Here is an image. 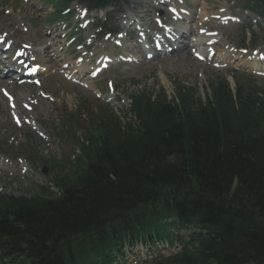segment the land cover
<instances>
[{
    "label": "trees",
    "instance_id": "1",
    "mask_svg": "<svg viewBox=\"0 0 264 264\" xmlns=\"http://www.w3.org/2000/svg\"><path fill=\"white\" fill-rule=\"evenodd\" d=\"M184 89L134 98L137 126L87 111L90 149L56 181L59 196H0V251L19 264H78L74 237L104 255L110 237H151L174 215L202 231L152 264H264V90L237 84L233 95L213 80L203 101Z\"/></svg>",
    "mask_w": 264,
    "mask_h": 264
},
{
    "label": "rangeland",
    "instance_id": "2",
    "mask_svg": "<svg viewBox=\"0 0 264 264\" xmlns=\"http://www.w3.org/2000/svg\"><path fill=\"white\" fill-rule=\"evenodd\" d=\"M192 2H196L194 3L193 8L191 7V11H194L196 14H198L197 11L202 8L201 3L205 2L206 6L210 8V11L207 12L209 14L216 13L217 9L219 11L222 10V4H225L227 6V10L222 14L232 13L236 16L238 21H242V24L229 23L226 27L221 28L220 36L224 38L227 44L237 45L238 39L242 36V25L246 19H249L252 23L254 22V16L252 13L241 10L242 0L236 2H233V0H192ZM41 5H43V3L39 0H0V22H16L19 24L18 14H25L23 16V22L28 25L26 18H34L35 16L37 17L38 14L43 13L45 8H42ZM148 8L150 7H148L146 1L128 0V3L121 6L119 9L116 7L112 9V11H109V19L107 15L108 27L116 29V31H121L124 27H122V24L124 23V15L129 14L132 20H135L134 24L137 26L138 24L144 25L143 29L145 28L146 31L150 30V26L155 28L152 19L149 20L145 16L144 12L148 10ZM29 9L35 11V16L33 14L31 16L28 13ZM152 9L153 12L151 13L154 17L156 8L152 7ZM9 10L11 13L7 14ZM88 14L89 16H87V18H90L93 15L92 12ZM139 14H142V16ZM160 16L164 19V15ZM36 20L37 23L34 24V30L36 31V35L38 37L40 34L45 32L47 33L48 30L53 29L54 25L50 27H43L40 22V17H37ZM93 21L95 22V20ZM193 22L196 24L197 19ZM9 24L10 23H3L1 26L3 27ZM99 24H102V22H99ZM11 26L14 29L17 28L15 24H11ZM93 26L90 25L89 29L81 34L84 36V42L88 39L93 40L96 42H94L95 47L97 44H105L106 50L110 52L108 41L102 42V39L100 38L96 41L93 37V33H89L93 32ZM213 26L215 27V31L220 32L219 27L217 28L215 25ZM254 28L257 36L259 37V40L257 41V44H259L257 51H261L264 48V32H261L257 25L254 26ZM21 33L24 34V32ZM135 36L136 35L134 34V40ZM16 40L28 42L29 38L28 36L22 35ZM218 43H220V46L223 49L222 41L215 42V46L211 45V47L216 49V45ZM129 44L132 45V41H130ZM64 45L65 43L59 42L56 47L58 49L56 50H59L62 46L65 48ZM93 46L94 45L92 44L88 50V57H90V54L93 53ZM222 49L220 48V51H217V54L213 58L214 62L209 64H203L202 62L189 57L187 63H176L168 60L165 61L166 58H160L155 61H144L139 64L119 65L104 72L101 75L102 77L92 81L90 88H84V85H75L71 82L65 81L59 74H57V68H59V66L52 65L53 69L49 70L48 73H45L42 76L40 89H30L29 91L21 92L20 94L17 93L16 100L19 108L16 107L15 104H11V109L9 110L11 112L7 115V120L11 123L13 131H11L8 127L3 128L0 126V142L3 143L5 149H7L15 157L14 161L17 164L22 162L21 155L18 154L19 151L26 147L31 150L34 149V151L37 152V157L50 158L57 155H63L67 152V147L58 140L56 132L59 130L61 132L65 130L63 129V125H66V118L63 120L60 119L59 113H63L62 116H65L67 112L76 111V107H78L77 103L80 102V100H84L87 106L90 105L93 108L101 106L102 101L108 102L113 107L114 111L117 112L118 110L128 108L130 100L129 95L132 93L140 91L154 92L159 91L160 88H164L170 96V94H172L174 80H180L185 86L193 88L197 94L203 95L206 91L208 81L212 78L226 76L231 85H233V78L229 75V69H227L229 67L236 68L240 70V72L247 71L255 75L254 82H256L259 87L264 88V76H258L252 72L253 69L245 70V68L240 65L245 57L240 59V57H235L233 53L230 60L227 59L225 63L221 62L220 59L223 53ZM249 51L250 50H248V54ZM129 52L130 49L128 48L119 51V53L122 54ZM133 54L136 55V52H133ZM93 55V58H95L97 55L96 50ZM55 57H57L56 60L58 61L61 58H65L66 55L64 53L57 55L56 51ZM170 59L172 58L170 57ZM107 80H111L113 82L116 89L114 93L108 91L104 86ZM130 82H134V84H131ZM95 87L99 88V93L101 95L94 90ZM37 91L45 96H49V98L53 101L40 100L38 105H36V97L32 94H36ZM27 94L28 97L24 96ZM111 98L113 99L110 100ZM106 107L107 106H102L103 109ZM22 108L27 110L33 109L31 113H33L34 116H32L31 120L33 123L36 124L37 122L39 124L38 130L41 134L34 133L32 129L26 125V122H24V116L27 115L26 111ZM78 114L81 115V113ZM13 116H18V121L20 124H23V127L18 128V124L15 122ZM76 124H79L80 126H77ZM85 125L86 120L84 117H81V120L76 123L74 121V124L72 125L73 128L69 130L70 135H73L74 131H77V134L82 133L81 130H84ZM28 132L32 136L31 141H27V137H25V134ZM30 155L35 156L33 152H30ZM27 169L28 170L25 175L22 171L18 174L0 171V193L14 194L18 196L35 193L36 185L44 184V177L42 176L44 174H42V170L38 168L34 169L30 167L29 164Z\"/></svg>",
    "mask_w": 264,
    "mask_h": 264
},
{
    "label": "bare ground",
    "instance_id": "3",
    "mask_svg": "<svg viewBox=\"0 0 264 264\" xmlns=\"http://www.w3.org/2000/svg\"><path fill=\"white\" fill-rule=\"evenodd\" d=\"M147 17H149V19H150V16H147ZM128 20H130V19H128ZM188 32H191V30L189 29L187 31V33ZM204 42H205V40L204 41L196 40L195 44H193L194 42L192 43L191 48H193L194 45L203 44ZM162 44L163 45L171 44V39L167 38V37H164ZM12 46L14 47V45H12ZM188 46L189 45H187V43L185 42V39H184V41L180 45H177L174 49L171 50L170 54H167V58L166 59L168 61H173V62H176V63L177 62L187 63V60H189L190 51H191V49H189L190 51L187 49ZM47 49H48V46H46L44 48V51H43L42 55L37 50L36 51L33 50V52H34L33 56L29 55V54L28 55L31 57L32 61L39 62L42 66H44L43 60H47L48 62H52V61L55 60L54 54H51L52 52L47 53ZM16 51H18V50H16ZM26 51H27L26 49H22V50H20V54L24 56L25 54H27ZM194 52H196V50ZM100 56H102L101 61H102L103 58H105V60H107V57L105 56V54H101ZM160 56H161V54H158L154 59H156V58H158ZM169 57H171L172 59H170ZM253 64H256V63H251V65H253ZM256 67H258V65H256ZM46 68L50 70V66H48ZM258 68H260V67H258ZM37 69L39 71L44 70V69H41L38 66H37ZM83 69H84V65H81L77 70L78 71H82ZM15 82H16V78H13V83L12 84L11 83L7 84V82L4 83V79H0V85H1L0 87H3L2 90L3 89L6 90V88H5L6 86L7 87H10L12 85L16 86ZM15 104L17 105L16 102H15ZM9 110H10V101L6 100L0 94V126L3 127V128L8 127V128H10V130H13V127L11 126V123L8 122V120H7V115L9 113Z\"/></svg>",
    "mask_w": 264,
    "mask_h": 264
}]
</instances>
